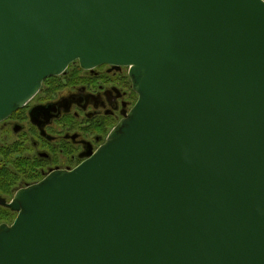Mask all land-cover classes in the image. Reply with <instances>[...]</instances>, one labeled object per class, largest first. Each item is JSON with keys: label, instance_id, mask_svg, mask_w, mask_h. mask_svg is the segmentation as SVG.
Wrapping results in <instances>:
<instances>
[{"label": "water", "instance_id": "water-1", "mask_svg": "<svg viewBox=\"0 0 264 264\" xmlns=\"http://www.w3.org/2000/svg\"><path fill=\"white\" fill-rule=\"evenodd\" d=\"M74 60L137 99L5 203L0 264H264V1L0 0V121Z\"/></svg>", "mask_w": 264, "mask_h": 264}, {"label": "flooded vegetation", "instance_id": "flooded-vegetation-1", "mask_svg": "<svg viewBox=\"0 0 264 264\" xmlns=\"http://www.w3.org/2000/svg\"><path fill=\"white\" fill-rule=\"evenodd\" d=\"M137 99L128 67L77 60L49 76L23 106L0 121V224L16 212V190L53 170H68L106 138Z\"/></svg>", "mask_w": 264, "mask_h": 264}, {"label": "built area", "instance_id": "built-area-1", "mask_svg": "<svg viewBox=\"0 0 264 264\" xmlns=\"http://www.w3.org/2000/svg\"><path fill=\"white\" fill-rule=\"evenodd\" d=\"M264 1V0H263Z\"/></svg>", "mask_w": 264, "mask_h": 264}]
</instances>
